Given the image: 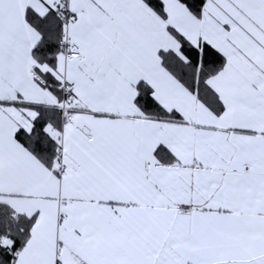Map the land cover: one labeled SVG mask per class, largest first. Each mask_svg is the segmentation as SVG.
<instances>
[{
  "label": "snow or ice",
  "instance_id": "snow-or-ice-1",
  "mask_svg": "<svg viewBox=\"0 0 264 264\" xmlns=\"http://www.w3.org/2000/svg\"><path fill=\"white\" fill-rule=\"evenodd\" d=\"M0 264H264V0H0Z\"/></svg>",
  "mask_w": 264,
  "mask_h": 264
}]
</instances>
